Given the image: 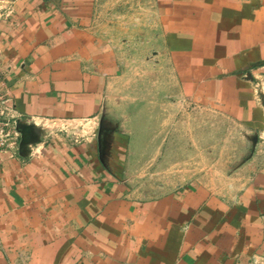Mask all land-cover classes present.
Wrapping results in <instances>:
<instances>
[{
    "label": "crops",
    "instance_id": "0c3cea01",
    "mask_svg": "<svg viewBox=\"0 0 264 264\" xmlns=\"http://www.w3.org/2000/svg\"><path fill=\"white\" fill-rule=\"evenodd\" d=\"M131 63L171 64L202 108L180 137L178 103L129 108V147L154 142L176 178L153 199L116 180L131 152L109 113ZM0 74L23 126L0 154V264H264V151L236 166L227 137L264 139V0H0Z\"/></svg>",
    "mask_w": 264,
    "mask_h": 264
},
{
    "label": "rangeland",
    "instance_id": "374dc122",
    "mask_svg": "<svg viewBox=\"0 0 264 264\" xmlns=\"http://www.w3.org/2000/svg\"><path fill=\"white\" fill-rule=\"evenodd\" d=\"M117 1V0H105V3ZM119 1V0H118ZM134 55H139L141 52H134ZM132 54V55H133ZM151 55V52H150ZM153 58V57H152ZM157 67V69L154 68ZM161 67L163 72V78H159L158 69ZM200 81H206L200 80ZM198 82V79L195 80ZM184 87L180 80H176L175 78L171 77V64L168 63H131L130 71L126 78L120 79L115 87V95L113 98V105L111 108L110 118L113 119V130L117 133H120L123 136L121 138V142L119 145H116V148L124 154L125 150L129 151L128 156L131 152L130 158L128 159H117L116 166L123 167L125 172L118 176L116 180L119 182H125V184L130 188L131 193L136 196L137 198L145 199H153L157 196H160L167 192L165 186L167 184L168 189L171 188L172 183L176 184L175 176H167L166 179L164 176L157 175L155 171V158H154V150H155V143L149 142L147 144H140L135 149L129 147L130 142H128V134L127 129L130 128L124 127L123 122L127 124L129 121L128 113L129 108H132V112H135L136 115L139 109H143L145 106H153L155 103V98L163 99V105H170L178 103L182 106L185 110L180 112L178 126H175L171 129L179 132V137L182 136L183 132L187 130V126L191 124L197 125V121L202 119V108H198L196 102L193 100H188L185 96L182 95V89ZM126 88L128 94L123 95V89ZM154 92H158V94H154ZM161 92V93H160ZM160 93V94H159ZM127 109V111H126ZM135 109V110H134ZM184 116V117H183ZM212 126H211V135L212 137L218 134V119L219 116L217 113L212 111L210 117ZM139 122V120H136ZM144 128V127H142ZM141 128V129H142ZM151 130L155 129L153 126L149 127ZM132 129V128H131ZM130 129V130H131ZM140 129L138 127H134V130ZM227 137L228 140H232L233 148L230 150L231 152L235 153L238 157L237 159H232L233 164L236 166L242 163L243 161L248 160L251 154H255L257 150V144L260 143L262 147H260V151H264V139L261 138L260 135L252 134L248 138L243 131L239 128L228 127L227 128ZM133 130V129H132ZM170 130V128H169ZM170 134V132H169ZM185 134V133H184ZM153 137V135H151ZM62 137V136H61ZM64 139V137H63ZM68 139V141H67ZM247 139V147H244V140ZM67 141L66 144L68 147H74L75 145L79 144L78 138L74 139V136L69 139V137H65ZM154 141V140H152ZM243 142V143H242ZM179 143V142H178ZM149 147H147V146ZM181 144L179 143V146ZM217 144H211V150L213 151ZM130 148V150H129ZM147 151L150 150V153L147 154L146 157L141 158H133V151ZM137 154V153H134ZM242 154H245V158H243ZM144 155V154H142ZM211 167L213 168L218 164L217 158H211ZM196 162V166H199ZM117 177V176H116ZM181 179V176H179ZM183 177V176H182ZM198 177V176H196ZM214 177V175H211ZM218 177V176H216ZM178 182V181H177ZM173 186V185H172ZM164 189H163V188ZM167 188V187H166Z\"/></svg>",
    "mask_w": 264,
    "mask_h": 264
},
{
    "label": "built area",
    "instance_id": "2783aa9c",
    "mask_svg": "<svg viewBox=\"0 0 264 264\" xmlns=\"http://www.w3.org/2000/svg\"><path fill=\"white\" fill-rule=\"evenodd\" d=\"M20 121L21 117L18 116L12 99L0 95V154L9 153L13 157L17 155L16 146L20 139L18 122Z\"/></svg>",
    "mask_w": 264,
    "mask_h": 264
},
{
    "label": "water",
    "instance_id": "95a60500",
    "mask_svg": "<svg viewBox=\"0 0 264 264\" xmlns=\"http://www.w3.org/2000/svg\"><path fill=\"white\" fill-rule=\"evenodd\" d=\"M22 128H23V126L22 125H18V130L20 131V130H22Z\"/></svg>",
    "mask_w": 264,
    "mask_h": 264
}]
</instances>
